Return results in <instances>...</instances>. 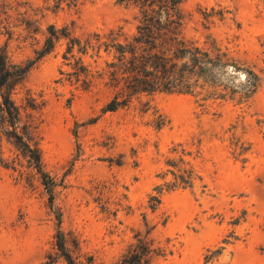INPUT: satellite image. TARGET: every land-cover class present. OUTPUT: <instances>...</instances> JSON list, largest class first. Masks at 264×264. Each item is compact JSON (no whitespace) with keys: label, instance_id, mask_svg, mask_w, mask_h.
<instances>
[{"label":"rangeland","instance_id":"rangeland-1","mask_svg":"<svg viewBox=\"0 0 264 264\" xmlns=\"http://www.w3.org/2000/svg\"><path fill=\"white\" fill-rule=\"evenodd\" d=\"M180 9L183 37L220 54L211 81L103 111L95 34L123 42L136 9L0 0V50L28 66L10 83L16 130L43 172L0 112V264H264V0Z\"/></svg>","mask_w":264,"mask_h":264},{"label":"trees","instance_id":"trees-1","mask_svg":"<svg viewBox=\"0 0 264 264\" xmlns=\"http://www.w3.org/2000/svg\"><path fill=\"white\" fill-rule=\"evenodd\" d=\"M181 1L118 0L136 9L137 24L135 32L123 42L116 41L111 33L103 40L95 34V41H99L98 49L102 48L111 54V60L105 61V67L109 75L108 84L114 92L103 111H114L138 94L174 91L190 93L199 79L211 81V70L220 62V54L212 57L208 50L183 37ZM52 39L49 37L46 40L48 47L44 53L51 49ZM74 41L78 43V40ZM27 67L11 68L5 53L0 50V112L11 127L5 132L6 137L13 138V145L21 152L23 149L28 151L36 162L35 168L43 173L39 150L35 143L33 146L30 144L32 137L25 132L19 134L16 130V123L21 117L18 107L10 98L11 80L22 78ZM22 129L28 130V126L23 124Z\"/></svg>","mask_w":264,"mask_h":264}]
</instances>
